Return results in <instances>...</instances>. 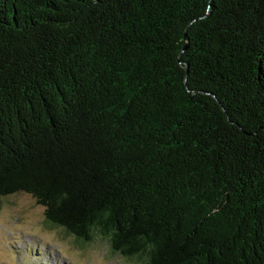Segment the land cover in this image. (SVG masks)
<instances>
[{"label": "trees", "instance_id": "16d2710c", "mask_svg": "<svg viewBox=\"0 0 264 264\" xmlns=\"http://www.w3.org/2000/svg\"><path fill=\"white\" fill-rule=\"evenodd\" d=\"M17 193L122 258L264 264V0H0Z\"/></svg>", "mask_w": 264, "mask_h": 264}, {"label": "rangeland", "instance_id": "374dc122", "mask_svg": "<svg viewBox=\"0 0 264 264\" xmlns=\"http://www.w3.org/2000/svg\"><path fill=\"white\" fill-rule=\"evenodd\" d=\"M23 247L39 250L30 251L39 258V264H144L113 254L100 237L81 244L48 225L44 209L31 196L17 193L0 198V264H20L29 259L17 252ZM34 261L31 257L30 262Z\"/></svg>", "mask_w": 264, "mask_h": 264}]
</instances>
